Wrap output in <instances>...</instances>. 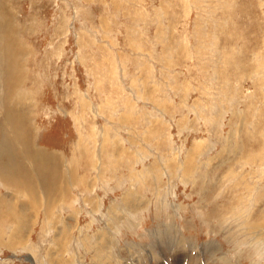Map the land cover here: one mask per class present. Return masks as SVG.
<instances>
[{
    "label": "rangeland",
    "instance_id": "rangeland-1",
    "mask_svg": "<svg viewBox=\"0 0 264 264\" xmlns=\"http://www.w3.org/2000/svg\"><path fill=\"white\" fill-rule=\"evenodd\" d=\"M0 161V264H248L264 0H0Z\"/></svg>",
    "mask_w": 264,
    "mask_h": 264
},
{
    "label": "crops",
    "instance_id": "crops-1",
    "mask_svg": "<svg viewBox=\"0 0 264 264\" xmlns=\"http://www.w3.org/2000/svg\"><path fill=\"white\" fill-rule=\"evenodd\" d=\"M3 166L2 161H0V167ZM3 180V179H2ZM2 186L5 189L9 190V184L6 183L4 180L3 182L0 181ZM11 205L9 203H7L6 201L2 202L0 201V212L2 211L4 213V215H2L3 218H8L10 221V224H0V230L5 232L4 230H8L5 233L6 234H10V233H18V232H23V229H21V225L17 224L18 220L23 219V221H26V227L24 229H27V220H29V222L34 221V214L39 213L42 211V208L39 207V212H35L38 208L36 207V203L34 204V207L32 208L31 211H27L26 208L21 209L15 206V210H13L11 207ZM9 212V214H7ZM21 212V213H20ZM30 212V213H29ZM41 216H39L40 218ZM32 220V221H30ZM15 221V222H14Z\"/></svg>",
    "mask_w": 264,
    "mask_h": 264
},
{
    "label": "clouds",
    "instance_id": "clouds-1",
    "mask_svg": "<svg viewBox=\"0 0 264 264\" xmlns=\"http://www.w3.org/2000/svg\"><path fill=\"white\" fill-rule=\"evenodd\" d=\"M245 255L248 264H264V237H255L236 255Z\"/></svg>",
    "mask_w": 264,
    "mask_h": 264
},
{
    "label": "bare ground",
    "instance_id": "bare-ground-1",
    "mask_svg": "<svg viewBox=\"0 0 264 264\" xmlns=\"http://www.w3.org/2000/svg\"><path fill=\"white\" fill-rule=\"evenodd\" d=\"M56 199V198H55ZM216 253V252H215Z\"/></svg>",
    "mask_w": 264,
    "mask_h": 264
}]
</instances>
